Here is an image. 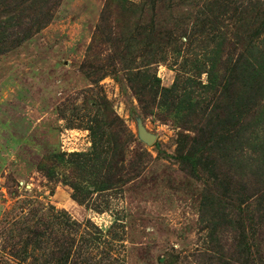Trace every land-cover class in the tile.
Segmentation results:
<instances>
[{"label":"rangeland","instance_id":"374dc122","mask_svg":"<svg viewBox=\"0 0 264 264\" xmlns=\"http://www.w3.org/2000/svg\"><path fill=\"white\" fill-rule=\"evenodd\" d=\"M0 264H264V0H0Z\"/></svg>","mask_w":264,"mask_h":264},{"label":"water","instance_id":"95a60500","mask_svg":"<svg viewBox=\"0 0 264 264\" xmlns=\"http://www.w3.org/2000/svg\"><path fill=\"white\" fill-rule=\"evenodd\" d=\"M138 135H139L140 139H142L146 143H151L155 138V136L153 134L146 131L143 127H139Z\"/></svg>","mask_w":264,"mask_h":264}]
</instances>
